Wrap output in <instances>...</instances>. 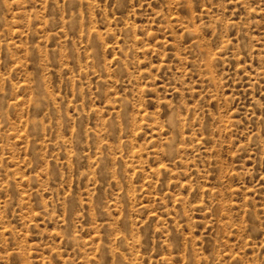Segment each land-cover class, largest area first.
I'll return each mask as SVG.
<instances>
[{
  "label": "rangeland",
  "instance_id": "rangeland-1",
  "mask_svg": "<svg viewBox=\"0 0 264 264\" xmlns=\"http://www.w3.org/2000/svg\"><path fill=\"white\" fill-rule=\"evenodd\" d=\"M0 264H264V0H0Z\"/></svg>",
  "mask_w": 264,
  "mask_h": 264
}]
</instances>
